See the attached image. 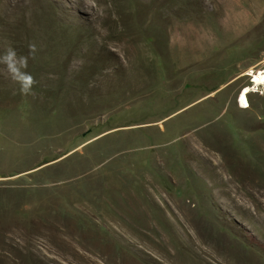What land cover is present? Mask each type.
I'll list each match as a JSON object with an SVG mask.
<instances>
[{"label":"rangeland","instance_id":"374dc122","mask_svg":"<svg viewBox=\"0 0 264 264\" xmlns=\"http://www.w3.org/2000/svg\"><path fill=\"white\" fill-rule=\"evenodd\" d=\"M29 44L0 264H264V0H0V53Z\"/></svg>","mask_w":264,"mask_h":264},{"label":"clouds","instance_id":"9594fccd","mask_svg":"<svg viewBox=\"0 0 264 264\" xmlns=\"http://www.w3.org/2000/svg\"><path fill=\"white\" fill-rule=\"evenodd\" d=\"M35 51V45L29 44L27 56L18 55L17 51L11 46L0 53V65H3L9 78L18 85V91L21 95L31 94L35 83L32 75L26 71L28 59L34 55Z\"/></svg>","mask_w":264,"mask_h":264},{"label":"bare ground","instance_id":"6f19581e","mask_svg":"<svg viewBox=\"0 0 264 264\" xmlns=\"http://www.w3.org/2000/svg\"><path fill=\"white\" fill-rule=\"evenodd\" d=\"M254 71V70H253ZM250 80L249 82L254 85H257L255 87V89L259 88V87H262L264 88V67L262 68H259V69H256L251 75H250ZM251 84H248V85H245L243 86L239 92H238V95H237V102L240 104L239 107L240 108H246L249 106L248 104V100H247V94L250 93L252 91V88H250V85ZM261 84V85H259ZM263 85V86H262ZM253 92V91H252Z\"/></svg>","mask_w":264,"mask_h":264},{"label":"built area","instance_id":"2783aa9c","mask_svg":"<svg viewBox=\"0 0 264 264\" xmlns=\"http://www.w3.org/2000/svg\"><path fill=\"white\" fill-rule=\"evenodd\" d=\"M238 105H240V104L238 103Z\"/></svg>","mask_w":264,"mask_h":264}]
</instances>
